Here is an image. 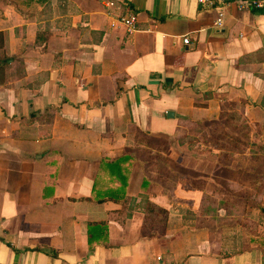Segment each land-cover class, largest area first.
<instances>
[{"label":"crops","instance_id":"0c3cea01","mask_svg":"<svg viewBox=\"0 0 264 264\" xmlns=\"http://www.w3.org/2000/svg\"><path fill=\"white\" fill-rule=\"evenodd\" d=\"M149 135L169 141L172 185L135 151ZM223 187L264 215V7L0 0V264H264V223L198 214ZM142 194L167 210L154 227Z\"/></svg>","mask_w":264,"mask_h":264},{"label":"rangeland","instance_id":"374dc122","mask_svg":"<svg viewBox=\"0 0 264 264\" xmlns=\"http://www.w3.org/2000/svg\"><path fill=\"white\" fill-rule=\"evenodd\" d=\"M194 136V135H190ZM188 136L189 138H184V141L192 140V143L189 148L197 149L199 152L203 151H211L212 147H216V144H206L204 146H199L197 141H200L199 137L195 136L194 138ZM215 139L218 141V138H215V134L213 137H209L205 139ZM232 140L230 135H225V140L229 141ZM143 145H135V151L139 152L140 154H147L150 156L149 159H146L147 167L150 165L148 163L149 160L154 159L156 161L152 162L153 167H157L158 162L157 159H164L167 156L163 155L164 153L167 154L169 152V141L164 137H157L155 135H149L148 138L145 136L143 137ZM197 145V146H195ZM225 150H220L219 153L225 154L228 152L227 149H230L226 143L223 145ZM227 148V149H226ZM226 151V152H225ZM163 167V166H161ZM223 175L220 178H215V182H220L225 184V170H223ZM183 175V173H182ZM181 175V178L183 177ZM182 179L186 182L191 178L189 174H185ZM233 190V187H230ZM220 189V188H219ZM231 189L225 191V187L222 190L215 191L210 193L204 194V201L202 208L198 211V214L201 215L208 221V224L211 223L215 227H229V228H246V229H253L258 228V222L263 225L264 223V215L260 211V207L258 206V202L262 200L259 199V194H255L252 192H245V191H234L232 192ZM208 203V204H207ZM222 225H216L221 224ZM260 225V226H261ZM259 226V227H260ZM241 229V230H242Z\"/></svg>","mask_w":264,"mask_h":264},{"label":"trees","instance_id":"16d2710c","mask_svg":"<svg viewBox=\"0 0 264 264\" xmlns=\"http://www.w3.org/2000/svg\"><path fill=\"white\" fill-rule=\"evenodd\" d=\"M14 57V55H10V56H5L3 58V61L7 62V60L9 58H12ZM248 130H249V127L246 125V124H241L239 127H235V128H230V127H227L225 125V135H230L232 137H234L232 143L228 144L230 145L231 147H235L237 148L238 147V143H237V140H241L246 142V143H249L248 141ZM244 134V136H243ZM238 138V139H237ZM178 139L180 142H184V138L183 136H178ZM188 145L190 146L191 143H192V140H188ZM252 146V144H251ZM154 159H151L148 161V163L150 164L148 166L149 169L151 170H160L159 167L160 166H164L165 165V171H169L170 170V174L168 172H165V171H161V174H154V175H147V177L153 179V178H156V177H161L163 180L162 181H165V185H172L175 183V177H172L171 176V173H176L177 174V171H175L173 169V167L171 165H169L165 160H161V159H158V165L157 167H153V162ZM110 162H107V164H109ZM147 162L145 161H142V164L143 166L146 164ZM113 165V164H112ZM148 165V164H147ZM177 179V177H176ZM143 197H144V209L145 211H147V213H149L147 216H149L150 218V221H149V224L151 227H154L156 224L154 222V220L158 219V218H165L166 215H167V210L161 206H158L156 205L155 203L151 202L148 197L145 195V194H142ZM134 198H131V200H133ZM262 208V207H261ZM262 212L264 213V208L261 209Z\"/></svg>","mask_w":264,"mask_h":264},{"label":"built area","instance_id":"2783aa9c","mask_svg":"<svg viewBox=\"0 0 264 264\" xmlns=\"http://www.w3.org/2000/svg\"><path fill=\"white\" fill-rule=\"evenodd\" d=\"M197 3L202 7L213 6L216 4H222L225 0H196ZM247 5L262 8L264 7V0H245ZM223 12L219 11L217 18L215 19V23H220L222 20ZM120 21L125 26L127 32H132L136 29V15L134 13H125L120 16ZM183 40L185 42L188 41V37H184Z\"/></svg>","mask_w":264,"mask_h":264}]
</instances>
